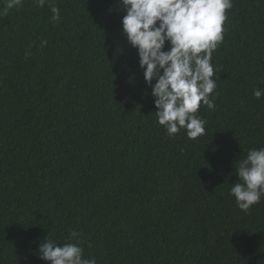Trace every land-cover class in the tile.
<instances>
[{"label":"trees","instance_id":"1","mask_svg":"<svg viewBox=\"0 0 264 264\" xmlns=\"http://www.w3.org/2000/svg\"><path fill=\"white\" fill-rule=\"evenodd\" d=\"M232 3L195 140L158 124L119 0L0 15V264H50L40 245L69 231L96 264H264V197L229 194L264 147V0Z\"/></svg>","mask_w":264,"mask_h":264},{"label":"clouds","instance_id":"2","mask_svg":"<svg viewBox=\"0 0 264 264\" xmlns=\"http://www.w3.org/2000/svg\"><path fill=\"white\" fill-rule=\"evenodd\" d=\"M119 2L125 12L121 30L128 44L137 50L139 67L154 97L158 124L170 138L181 130L192 140L203 136L206 120L198 112L202 106L215 108L217 84L212 56L223 41L226 13L233 7L232 0ZM36 3L40 7L48 3L51 19H61L54 0ZM22 4L23 0H4L0 15ZM46 43L42 40L41 46ZM253 96L259 100L264 89L256 87ZM235 169L238 181L231 183L229 194L237 207L247 212L264 197V147L248 149L244 158L236 160ZM80 235L69 231L66 242L59 246L46 237L38 257L50 264H96L95 257H84Z\"/></svg>","mask_w":264,"mask_h":264}]
</instances>
